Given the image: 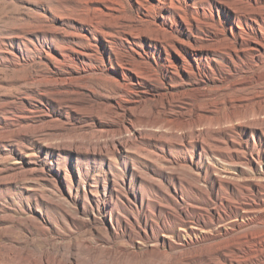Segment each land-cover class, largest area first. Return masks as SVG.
Instances as JSON below:
<instances>
[{
	"label": "rangeland",
	"instance_id": "374dc122",
	"mask_svg": "<svg viewBox=\"0 0 264 264\" xmlns=\"http://www.w3.org/2000/svg\"><path fill=\"white\" fill-rule=\"evenodd\" d=\"M233 18L216 0H0V264L264 259V211L246 212L264 209V127L229 124L264 111V33L243 19L261 59L233 65ZM125 105L136 125L200 105L228 124L201 144L134 139L116 129Z\"/></svg>",
	"mask_w": 264,
	"mask_h": 264
},
{
	"label": "bare ground",
	"instance_id": "6f19581e",
	"mask_svg": "<svg viewBox=\"0 0 264 264\" xmlns=\"http://www.w3.org/2000/svg\"><path fill=\"white\" fill-rule=\"evenodd\" d=\"M220 6L222 5L223 7H228L229 9H231L233 11L234 14V18H233V23L235 25V30L236 33L233 34V28L230 27V33L232 35L233 38L236 39V45L239 44L238 48L235 46L233 49H231L230 52H226L224 53V55L228 58V60L233 64L236 65L238 62L235 60L234 56L238 59L240 66L242 67L244 63V57H242V55H244L247 51L249 52V62H257L258 60H260L261 58V50H258L256 48L253 49H249L246 50V47L244 45V35L246 33V27L253 30L252 27L248 26V24H245L243 19L245 17H247L249 19V21L253 24H255L258 27L259 33L263 34L264 33V12L261 10V7H259V5L256 3V5L251 4L252 6H244L245 4L243 3V0H233L236 3L235 5H228L224 0H216ZM256 2L258 0H255ZM264 1V0H262ZM237 3L239 5H237ZM259 3V2H258ZM263 3V2H262ZM208 15V14H207ZM204 23V22H203ZM194 32V31H193ZM218 33V32H217ZM191 35V34H190ZM220 37V36H219ZM129 39V37H127V40ZM172 39V38H171ZM251 39V38H250ZM264 40V39H263ZM262 40V38L259 37H254L253 38V42L261 47L262 49H264V41ZM127 42V41H126ZM210 43L208 44H203L201 47L198 48V51L200 52H205V53H213L215 51V48L217 47V45H219L221 42L216 41V39H211L209 41ZM230 46V45H229ZM170 48V47H169ZM192 48V47H191ZM194 49V48H193ZM221 50V49H219ZM218 51V49H217ZM217 53V52H216ZM156 59V58H155ZM247 59V58H246ZM245 59V61H246ZM72 61V59H71ZM171 61V60H169ZM247 62V61H246ZM238 65V64H237ZM251 67V66H250ZM242 69V68H241ZM237 82V81H236ZM239 83V82H238ZM241 84V83H240ZM236 86V85H235ZM239 86V85H238ZM221 88V87H220ZM158 94V93H157ZM260 94V93H259ZM160 95V94H159ZM258 95V94H257ZM261 95V94H260ZM163 96V95H162ZM152 97V96H151ZM159 97L158 95L153 96V99ZM230 97V96H229ZM164 98V97H163ZM207 98V97H206ZM160 99V98H159ZM167 99V97H166ZM173 99V98H170ZM235 99V98H234ZM243 100V99H241ZM259 100V99H258ZM163 101V99H162ZM167 102V101H166ZM169 102V101H168ZM211 102V101H210ZM227 102V101H226ZM263 102V101H262ZM161 103V102H160ZM159 103V104H160ZM209 104V102H208ZM207 104V105H208ZM261 101H258L255 103L256 107L254 109V111L252 112L251 117L253 118L252 121L247 120L246 117H243L242 119H239V117L237 116V114L234 112V115L231 116V119L233 120H238L239 122H233L230 121L229 124H231L230 127L234 128V127H240L242 130H262V128L264 127V111L259 109V106L261 105ZM227 105V104H226ZM248 105V104H247ZM201 106V105H200ZM197 107L195 108V113L197 114V116L195 117V119H189L186 118L188 116V112L189 110H182L178 113H176V116L178 118H182L183 120L181 122H177V124H172L171 122H166V121H160L155 119V117H152L151 120H148L147 122L144 123V121L142 123V125H136V121L135 123L132 120V116H135L133 114V110L130 107H126L125 106H120V114H118L119 112H116L119 115V118H121L120 123L117 125V131L120 134H127L129 135V137H132L134 139H138L139 137H142L143 134H145V129L148 127H151V129H153V134L155 135H159L162 137H166L168 138V140L174 141V142H183L185 140H194L196 142H199L200 144L205 141V138H208L210 140H220V136L218 138H216V135H220V133L223 131V126L226 129L227 124L228 123H217L215 121V126L214 124L212 125V122L210 124V122H208V117L207 115H209L210 113V108H203V107ZM243 107V106H242ZM213 108V107H212ZM231 109V108H230ZM251 109V108H250ZM168 108H165V105H162L159 107L157 106L155 111L153 110V114H158V115H164L167 113ZM219 110V109H218ZM117 111V110H116ZM193 112V113H194ZM242 112V111H241ZM161 115V116H162ZM260 115L263 117L261 118ZM172 117V116H171ZM194 117V115H193ZM250 117V119H251ZM175 119V118H174ZM230 120V119H229ZM245 120V121H243ZM175 121V120H174ZM245 123H243V122ZM176 123V122H175ZM233 123H236L235 125H232ZM140 124V123H139ZM226 125V127H225ZM216 127V128H214ZM240 129V130H241ZM258 133V132H257ZM215 135V136H214ZM222 140V139H221ZM209 141V140H208ZM184 143V142H183ZM192 143V142H191ZM242 146V145H241ZM210 147V146H209ZM251 149V148H249ZM233 150V149H232ZM243 150V149H242ZM254 153V152H253ZM244 154V153H243ZM251 157V156H250ZM228 177V176H227ZM224 178V177H223ZM226 178V177H225ZM231 178V177H230ZM229 180V178H228ZM232 180V179H230ZM227 181V179H226ZM234 181V180H233ZM217 182V180H216ZM220 184L222 183V179L221 181H219ZM231 181L225 182L227 184H230ZM232 183V182H231ZM235 183V182H234ZM236 184V183H235ZM234 184V185H235ZM255 186V185H254ZM235 188V187H234ZM236 189V188H235ZM232 190V189H231ZM258 197V196H257ZM259 198V197H258ZM261 198V197H260ZM262 200L264 198H261ZM260 199V200H261ZM264 201V200H263ZM254 202V201H253ZM260 202V201H259ZM244 205V204H243ZM246 205V204H245ZM250 207L246 210V212L249 213H253L256 214V212H263L264 209L260 208V205L258 206L257 203H253L249 205ZM247 207V206H246ZM250 216V215H249ZM254 216V215H252ZM257 216V215H256ZM260 216V215H258ZM263 216V215H262ZM251 217V216H250ZM248 218V217H247ZM258 218V217H257ZM251 219V218H250ZM253 219H255V217H253ZM249 221V220H248ZM247 222V221H246ZM251 222V221H250ZM237 224L234 223L231 226H236ZM241 225V224H240ZM238 226V225H237ZM229 227V226H228ZM231 228V227H230ZM233 228V227H232ZM238 228V227H237ZM195 231V230H194ZM197 231V230H196ZM201 231V230H200ZM204 232V231H203ZM219 232V231H218ZM193 233V231L191 232ZM198 233V232H197ZM216 234V233H215ZM218 234V233H217ZM222 234V233H221ZM264 234V232H263ZM193 235V234H192ZM204 235V234H203ZM219 236V235H218ZM262 238V237H261ZM264 240V239H263ZM167 243V242H166ZM164 244V243H163ZM171 244V243H170ZM227 244V243H226ZM264 244V243H263ZM220 245V244H219ZM166 248V247H165ZM226 248V246H225ZM263 251L259 252V255H263ZM182 261V260H181ZM263 261V262H262ZM178 264V261H176ZM260 262H262L261 264H264V259L262 260V258H260V260H258L256 263L254 264H259ZM172 263V262H171ZM175 263V262H174ZM183 262H181L182 264ZM170 264V263H169ZM173 264V263H172ZM188 264V263H187Z\"/></svg>",
	"mask_w": 264,
	"mask_h": 264
}]
</instances>
